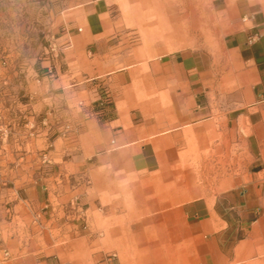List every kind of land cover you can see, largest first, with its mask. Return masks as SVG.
I'll return each instance as SVG.
<instances>
[{
  "label": "rangeland",
  "instance_id": "rangeland-1",
  "mask_svg": "<svg viewBox=\"0 0 264 264\" xmlns=\"http://www.w3.org/2000/svg\"><path fill=\"white\" fill-rule=\"evenodd\" d=\"M0 9L2 105L13 93L29 100L27 107L12 102L14 126L0 104V264L16 263L18 239H27V254L35 223L45 220L35 243L54 264H199L200 242L183 206L214 202L224 196L217 184L227 188L236 170H254L238 141L250 133L245 116L256 66L221 43L251 27L245 15L261 18L264 32V0H0ZM180 54L196 59L212 107L203 143L192 129L164 137L156 172L133 168L138 145L117 160L98 156L106 140L89 122L96 106H115L134 122L156 120L157 133L176 125L167 110L180 99L172 77L180 71L169 58ZM250 112L264 121L261 106ZM257 164L260 170L264 162ZM64 183L72 192L59 210L33 206L37 189L50 184L55 202V186ZM25 199L32 201L26 211L14 209Z\"/></svg>",
  "mask_w": 264,
  "mask_h": 264
},
{
  "label": "crops",
  "instance_id": "crops-1",
  "mask_svg": "<svg viewBox=\"0 0 264 264\" xmlns=\"http://www.w3.org/2000/svg\"><path fill=\"white\" fill-rule=\"evenodd\" d=\"M250 23L251 27L244 34L226 35L221 45L227 53L238 52L243 63H253L256 66L254 82L249 94L251 103L247 106L249 109L245 116L248 119L245 127L249 128L250 133L248 136L240 137L238 141L240 144L243 142L247 144L250 157L254 161V170H236L235 181L227 188L225 184H217L215 190L222 191L224 196L215 198L214 202L198 199L183 206L189 214L191 238L200 242L197 250L199 264H264V164H261L262 169L257 170V161L260 159L264 162V121H253L252 119L256 117L253 118V113L250 112L264 93V32L261 30L263 26L261 18L252 16ZM253 34L258 35L259 40L253 46H248L247 38ZM169 63L180 71L179 74L172 76L180 86L175 93L180 99L171 104L167 110L171 121L176 125L167 132L157 133L156 120L134 122L132 116L128 118L120 115L115 106L103 108L96 106L91 110L89 122L101 130L106 140L100 145L102 148L98 149V156L105 155L106 158L117 160L118 154L138 145L139 151L131 158L133 168L139 172H156L151 165L157 162V144L161 145L164 137L170 135L171 138H176L179 134L192 129L196 130L197 138L203 143V128L209 125L213 118L210 116L212 107L207 101V92L200 79L202 73H198L197 61L192 56L180 54L170 57ZM158 112L162 113V110H157ZM240 118L241 115L234 122L235 129L239 131L243 129ZM62 140L57 137L54 144L58 145ZM245 178L246 182H243ZM55 188L58 193L55 202L51 201L54 191L49 184L47 187H41V191L37 189L35 198L37 200L33 206H45L47 203L46 207L51 205L52 210H59L67 195L72 192V188L66 183ZM33 190L34 188L31 189ZM30 202L32 201L29 199L20 200L14 205V209L26 211ZM226 211L230 213L229 219L225 218ZM46 222L50 224L48 220L35 223L39 230L32 233L33 247L27 254H24L27 249V239L25 243L18 239L14 254L15 264H20L22 260L24 264H54L51 259L43 255L38 243H35L41 240ZM232 233L239 235L233 241ZM230 240L231 247L227 248L226 243ZM23 255L26 257L24 258Z\"/></svg>",
  "mask_w": 264,
  "mask_h": 264
},
{
  "label": "built area",
  "instance_id": "built-area-1",
  "mask_svg": "<svg viewBox=\"0 0 264 264\" xmlns=\"http://www.w3.org/2000/svg\"><path fill=\"white\" fill-rule=\"evenodd\" d=\"M2 14H5V11L1 10L0 9V15ZM243 23H247V22H251L252 21V16H243V18L241 19ZM251 30V29H249ZM1 31V29H0ZM259 40V36L256 35V34H253V35H249L248 38H247V45L248 46H253L255 43H257ZM7 69V62L4 61L0 64V70H5ZM12 74L9 73L7 74V77L4 81V84H7V83H11V79H12ZM16 86V85H15ZM8 97H11L8 101H9V104L8 105H2L3 104V93L0 91V104L2 105V108L3 110H7L8 112L10 111V115H9V119L11 120L12 118H14L15 115V111L12 109V102L13 103H20L23 107H27L29 105V100H28V97L25 96V95H22L21 94H16V93H13V94H9ZM5 104V103H4ZM4 106V107H3ZM254 106H261L263 109H264V93L261 95V97L259 98V100L254 104ZM253 106V107H254ZM2 108H0V112L2 111ZM8 122V125L11 126L13 125L14 126V123L12 124V120ZM2 124V117L0 116V126Z\"/></svg>",
  "mask_w": 264,
  "mask_h": 264
}]
</instances>
